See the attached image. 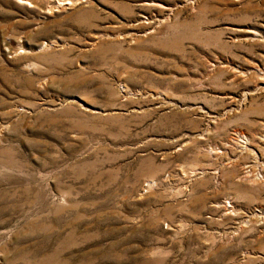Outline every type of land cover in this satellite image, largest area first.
Masks as SVG:
<instances>
[{
    "label": "rangeland",
    "instance_id": "1",
    "mask_svg": "<svg viewBox=\"0 0 264 264\" xmlns=\"http://www.w3.org/2000/svg\"><path fill=\"white\" fill-rule=\"evenodd\" d=\"M54 3L0 0V264H264V0Z\"/></svg>",
    "mask_w": 264,
    "mask_h": 264
},
{
    "label": "bare ground",
    "instance_id": "2",
    "mask_svg": "<svg viewBox=\"0 0 264 264\" xmlns=\"http://www.w3.org/2000/svg\"><path fill=\"white\" fill-rule=\"evenodd\" d=\"M50 1L55 2L53 5H54L55 7L60 8V9L64 8L67 4H68V5H73V4H75V3H74L75 0H50ZM48 10H49V11H52L51 8L48 9Z\"/></svg>",
    "mask_w": 264,
    "mask_h": 264
}]
</instances>
